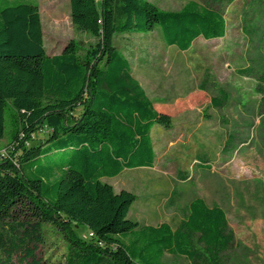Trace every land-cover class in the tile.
I'll return each instance as SVG.
<instances>
[{
	"label": "trees",
	"instance_id": "trees-1",
	"mask_svg": "<svg viewBox=\"0 0 264 264\" xmlns=\"http://www.w3.org/2000/svg\"><path fill=\"white\" fill-rule=\"evenodd\" d=\"M70 19L97 35L96 45L81 56L70 40L60 54L48 55L39 5L0 0V138L7 101L16 120L9 152L0 157V264H43L35 253L43 222L64 233L66 264H163L164 253L191 264H223L233 233L219 204L195 197L174 229L167 222L140 226L127 217L137 196L116 192L101 178L152 167L151 129L172 122L131 75L115 36L158 26L166 45L186 51L199 37L222 38L224 15L195 0L178 11L149 0H70ZM261 48L264 54V41ZM238 72L264 86V72ZM218 92L213 107L228 101ZM44 126L51 129L47 142L28 144ZM73 226L86 227L93 238H80Z\"/></svg>",
	"mask_w": 264,
	"mask_h": 264
},
{
	"label": "rangeland",
	"instance_id": "rangeland-1",
	"mask_svg": "<svg viewBox=\"0 0 264 264\" xmlns=\"http://www.w3.org/2000/svg\"><path fill=\"white\" fill-rule=\"evenodd\" d=\"M30 1L39 5L48 55L60 54L70 40L79 45L81 56L96 45L97 35L72 24L70 0ZM149 1L161 10L178 11L189 0ZM195 1L222 12V38L199 37L180 51L164 43L158 26L146 33L115 36L113 43L130 62L131 75L172 122L170 127L155 124L151 129L152 167L127 168L101 181L116 192L124 189L137 196L127 217L140 226L167 222L174 229L195 197L219 204L233 233L223 264H264V86L260 90L256 76L238 72L248 67L264 72V0ZM220 88L228 101L213 107L210 99L219 96ZM14 117L7 101L0 157L7 155ZM50 136L51 129L44 126L28 144H45ZM73 229L90 240L85 239L86 227ZM41 240L35 253L43 264H66L67 241L59 228L43 222ZM162 262L191 264L168 253Z\"/></svg>",
	"mask_w": 264,
	"mask_h": 264
},
{
	"label": "built area",
	"instance_id": "built-area-1",
	"mask_svg": "<svg viewBox=\"0 0 264 264\" xmlns=\"http://www.w3.org/2000/svg\"><path fill=\"white\" fill-rule=\"evenodd\" d=\"M93 236V233L91 231H88L87 235L85 236V239H92Z\"/></svg>",
	"mask_w": 264,
	"mask_h": 264
}]
</instances>
